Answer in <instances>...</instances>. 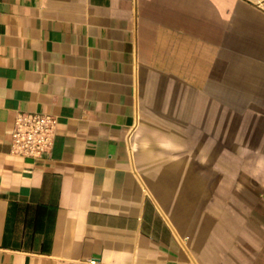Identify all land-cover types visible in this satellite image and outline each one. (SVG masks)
<instances>
[{
	"label": "crops",
	"instance_id": "obj_1",
	"mask_svg": "<svg viewBox=\"0 0 264 264\" xmlns=\"http://www.w3.org/2000/svg\"><path fill=\"white\" fill-rule=\"evenodd\" d=\"M0 264H264V0H0Z\"/></svg>",
	"mask_w": 264,
	"mask_h": 264
},
{
	"label": "built area",
	"instance_id": "obj_2",
	"mask_svg": "<svg viewBox=\"0 0 264 264\" xmlns=\"http://www.w3.org/2000/svg\"><path fill=\"white\" fill-rule=\"evenodd\" d=\"M57 123V118L49 113H17L12 131L11 151L35 159L48 154L54 143Z\"/></svg>",
	"mask_w": 264,
	"mask_h": 264
}]
</instances>
